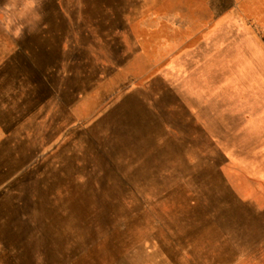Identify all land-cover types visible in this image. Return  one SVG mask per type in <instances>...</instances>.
I'll return each instance as SVG.
<instances>
[{
  "label": "rangeland",
  "instance_id": "1",
  "mask_svg": "<svg viewBox=\"0 0 264 264\" xmlns=\"http://www.w3.org/2000/svg\"><path fill=\"white\" fill-rule=\"evenodd\" d=\"M0 264H264V0H0Z\"/></svg>",
  "mask_w": 264,
  "mask_h": 264
}]
</instances>
